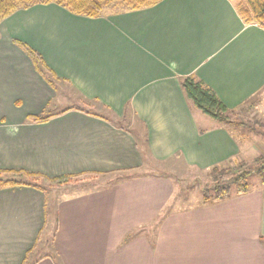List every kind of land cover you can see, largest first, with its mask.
<instances>
[{
    "label": "crops",
    "instance_id": "1",
    "mask_svg": "<svg viewBox=\"0 0 264 264\" xmlns=\"http://www.w3.org/2000/svg\"><path fill=\"white\" fill-rule=\"evenodd\" d=\"M75 26L79 37L69 31ZM16 39L115 115L132 105L146 146L101 113L69 109L41 123L26 121L54 92ZM188 76L228 109L242 107L264 92V28L244 23L230 0H161L94 18L55 3L17 9L0 21V168L53 177L140 170L147 156L180 157L208 169L236 161L240 144L233 133L214 120H196L198 109L179 82ZM174 190L165 173L140 171L62 197L53 252L37 256L49 224L45 194L29 186L2 188L0 264H55L54 257L58 264H264L260 179L247 192L189 207L174 205Z\"/></svg>",
    "mask_w": 264,
    "mask_h": 264
},
{
    "label": "rangeland",
    "instance_id": "2",
    "mask_svg": "<svg viewBox=\"0 0 264 264\" xmlns=\"http://www.w3.org/2000/svg\"><path fill=\"white\" fill-rule=\"evenodd\" d=\"M118 9L119 7L117 6H109L104 12H115L118 11ZM69 31L74 33L73 37L80 36V29L76 26L69 29ZM54 83L56 85L55 90L52 89L54 96L48 106L44 109L46 113L53 114L64 109H81L101 113L114 119L119 125L137 135L142 147H145L144 126L134 112L132 105L126 106L124 112L117 116L111 108H107L98 100L85 97L71 84L70 81L66 82L62 79H54ZM229 116L234 121L245 123V126H237L235 123L223 125L226 126L236 137L240 144V152L236 157V161L222 163L219 166L229 165L234 171H236L237 168L235 163L243 161L247 163V166L249 167H256L258 165L255 161L257 156L264 157V92L262 91L255 95L242 107L234 110ZM195 118L201 125L214 123L211 118L206 116L200 110H196ZM140 171L159 172L168 175L175 183L173 197L176 199V203H174V205L179 207L196 205L202 200L201 188L213 183V178L209 175L208 168L190 167L186 165L180 157H172L170 159L157 161L147 156L146 162L140 170L87 173L80 175L76 180H71L67 183L44 185L46 188L44 203L49 213V224L39 238L38 245L35 248V255L40 256L43 253L53 252L52 231L56 217L55 209L57 202L62 197L99 188L110 182L117 181L120 177L134 175ZM223 176H225V178L228 177V175ZM249 181L250 183L257 182L259 181V177L252 176Z\"/></svg>",
    "mask_w": 264,
    "mask_h": 264
},
{
    "label": "trees",
    "instance_id": "3",
    "mask_svg": "<svg viewBox=\"0 0 264 264\" xmlns=\"http://www.w3.org/2000/svg\"><path fill=\"white\" fill-rule=\"evenodd\" d=\"M161 0H0V21L12 14L20 8H28L32 5L41 3H55L72 14L85 16V17H99L105 9L109 6L119 7L118 11H134L156 5ZM238 16L246 24L254 23L264 28V0H230ZM31 60L34 69L40 74L45 82L55 90L56 85L54 79L69 82L67 79L60 78L56 75L45 62L42 55L33 47L21 40H13ZM180 87L186 100L190 105L200 110L206 116L220 125L228 123H235L237 126H245V123L234 121L229 116L234 110L228 109L216 96L214 91L206 86L201 80L188 76L180 79ZM247 103V102H246ZM69 110L64 109L62 111ZM80 111L88 114L99 116L96 112ZM59 113V112H57ZM54 114V113H53ZM53 114H48L42 111L39 114H29L26 116V121L41 123L49 119ZM103 119L114 123L115 126L126 129L119 125L117 121L112 118L101 116ZM126 131H128L126 129ZM202 132L201 129H199ZM137 144V143H136ZM141 144V143H140ZM137 147L141 149V145ZM146 146V145H145ZM256 167H249L247 163L239 161L235 163L236 171L229 165L226 166H213L209 169V175L213 178V183L208 184L201 188L202 203L221 200L228 198L234 194L244 193L250 190L251 183L249 179L252 176H257L264 183V157L257 156ZM82 174H62L58 176L49 177L39 172H28L22 169H1L0 168V189L14 186H29L33 187L45 194L46 188L44 185L62 184L71 180H76ZM137 174V173H136ZM125 175L117 180L127 177L135 176ZM217 174V175H216ZM223 175H228L227 178ZM222 176V177H221ZM45 214L48 210L44 203ZM55 254V253H54ZM55 256V255H54ZM54 263L58 264L55 257Z\"/></svg>",
    "mask_w": 264,
    "mask_h": 264
}]
</instances>
